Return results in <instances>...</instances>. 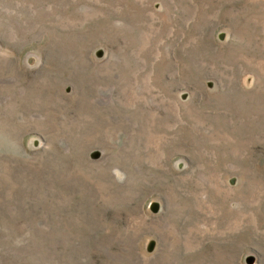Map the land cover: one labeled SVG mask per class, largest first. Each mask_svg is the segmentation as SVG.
Here are the masks:
<instances>
[{"label": "rangeland", "instance_id": "obj_1", "mask_svg": "<svg viewBox=\"0 0 264 264\" xmlns=\"http://www.w3.org/2000/svg\"><path fill=\"white\" fill-rule=\"evenodd\" d=\"M0 264H264V0H0Z\"/></svg>", "mask_w": 264, "mask_h": 264}]
</instances>
